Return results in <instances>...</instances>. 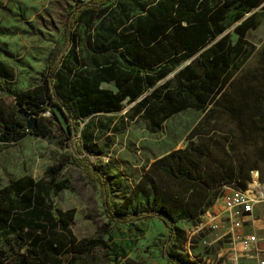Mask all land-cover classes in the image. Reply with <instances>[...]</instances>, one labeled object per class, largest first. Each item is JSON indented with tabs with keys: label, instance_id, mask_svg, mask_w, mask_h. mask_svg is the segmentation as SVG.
<instances>
[{
	"label": "trees",
	"instance_id": "16d2710c",
	"mask_svg": "<svg viewBox=\"0 0 264 264\" xmlns=\"http://www.w3.org/2000/svg\"><path fill=\"white\" fill-rule=\"evenodd\" d=\"M263 18L264 0L78 2L38 85L11 91L0 63V86L14 100L0 99V150L27 135L79 136L74 162L100 186L107 224L156 218L167 228L169 264H199L178 224L197 225L222 186L246 189L251 172L264 166V41L256 49L246 38ZM111 82L114 90L101 88ZM126 105L124 118H140L150 133L185 110L202 115L185 147L149 164L114 207L107 172L90 158L106 147L98 144L110 131L101 119ZM20 110L36 119L32 130L18 119ZM64 167L62 161L39 180L24 176L0 188V264H95L93 252L108 249L106 232L77 239L75 210L53 205L69 189L59 180Z\"/></svg>",
	"mask_w": 264,
	"mask_h": 264
},
{
	"label": "rangeland",
	"instance_id": "374dc122",
	"mask_svg": "<svg viewBox=\"0 0 264 264\" xmlns=\"http://www.w3.org/2000/svg\"><path fill=\"white\" fill-rule=\"evenodd\" d=\"M84 1L0 0V31L3 33L0 37V62L10 76L11 91L20 92L39 84L48 54L60 48L64 41L66 15L75 4ZM255 11L260 12L258 9L251 13ZM77 32L80 30L77 29ZM246 38L256 49L261 47L264 18L256 29L248 32ZM55 44H59L58 47ZM0 99L7 104L14 102L1 86ZM129 107L126 105L122 111L107 114L101 119V124L104 127L109 125L110 131L106 134L102 132L104 135L98 144L106 147L102 156L90 158L95 166L107 172L109 200L114 207L122 203L125 194L149 164L171 150L185 147L189 131L202 115L199 111L185 110L165 121L158 133H150L140 118L133 121L124 118ZM79 143V136L69 142L63 137L27 135L10 144L0 150V188L24 176L39 180L49 167L63 161L65 167L59 180H66L69 189L52 198L53 205L62 210H75L71 229L77 239H90L106 232L103 238L108 249L95 250L90 257L91 262L169 264L164 252L167 228L160 220L146 218L125 225L107 224L100 186L83 167L75 165L74 159L79 157L76 153ZM252 172H258L264 182V166ZM253 178L256 181L255 173ZM221 210V204L215 202L207 212L220 215ZM203 219L207 221V218ZM178 226L185 230L188 238L191 237L186 246L191 259H215L217 252L227 248L225 240L219 239L226 232L225 229L216 230L207 226L197 231L193 225L185 222Z\"/></svg>",
	"mask_w": 264,
	"mask_h": 264
},
{
	"label": "built area",
	"instance_id": "2783aa9c",
	"mask_svg": "<svg viewBox=\"0 0 264 264\" xmlns=\"http://www.w3.org/2000/svg\"><path fill=\"white\" fill-rule=\"evenodd\" d=\"M216 202L222 206L221 214L206 211L194 228L225 229L219 239L225 240L227 248L217 252L215 259L199 260V264H264V182L258 172H252L246 189L222 186Z\"/></svg>",
	"mask_w": 264,
	"mask_h": 264
},
{
	"label": "water",
	"instance_id": "95a60500",
	"mask_svg": "<svg viewBox=\"0 0 264 264\" xmlns=\"http://www.w3.org/2000/svg\"><path fill=\"white\" fill-rule=\"evenodd\" d=\"M18 119L26 124L28 130H32L33 126L36 123V119L33 117H29L28 114L23 110L18 111Z\"/></svg>",
	"mask_w": 264,
	"mask_h": 264
},
{
	"label": "crops",
	"instance_id": "0c3cea01",
	"mask_svg": "<svg viewBox=\"0 0 264 264\" xmlns=\"http://www.w3.org/2000/svg\"><path fill=\"white\" fill-rule=\"evenodd\" d=\"M1 53V52H0ZM50 53H52V52H50ZM49 53V54H50ZM48 54V55H49ZM48 57V56H47ZM1 63V62H0ZM2 64V63H1ZM101 88H104V89H111V90H114V83L113 82H111V83H102L101 84ZM166 154V153H165ZM164 154V155H165ZM163 156V155H162Z\"/></svg>",
	"mask_w": 264,
	"mask_h": 264
}]
</instances>
